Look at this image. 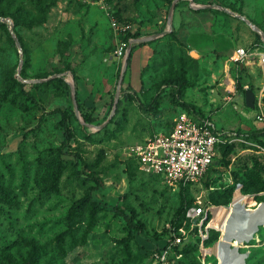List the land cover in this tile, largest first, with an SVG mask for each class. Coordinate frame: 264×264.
Returning <instances> with one entry per match:
<instances>
[{
  "label": "rangeland",
  "instance_id": "1",
  "mask_svg": "<svg viewBox=\"0 0 264 264\" xmlns=\"http://www.w3.org/2000/svg\"><path fill=\"white\" fill-rule=\"evenodd\" d=\"M0 16L8 18L0 20V264H152V248L171 234L185 237L171 264H241L234 212L264 201V136H247L264 121L241 90L252 88L264 102V0H0ZM140 37L114 106L124 62L115 48ZM237 47L248 63L236 61ZM57 73L73 83L78 114L71 88L50 81ZM168 78L178 81L179 97L163 86ZM155 96L154 110L139 108ZM183 101L231 133V148L211 174L221 195L200 184L185 191L188 204L211 207L195 232L176 213L179 191L140 171L131 154L171 126ZM76 156L100 181L92 191L99 207L76 206L94 184L75 175ZM225 189L229 201L220 206ZM113 204L141 221L142 233L124 241L128 227ZM238 252L247 264H264V226Z\"/></svg>",
  "mask_w": 264,
  "mask_h": 264
},
{
  "label": "built area",
  "instance_id": "2",
  "mask_svg": "<svg viewBox=\"0 0 264 264\" xmlns=\"http://www.w3.org/2000/svg\"><path fill=\"white\" fill-rule=\"evenodd\" d=\"M110 24L115 30L122 28L114 17H110ZM133 42V39L119 41L115 53L125 55L128 46ZM235 54L236 61L241 65L249 62V54L245 48L237 47ZM263 104L261 96L255 97V115L264 121ZM230 136V132L218 129L209 115L181 111L173 118L166 131L154 133L143 142L133 145L131 154L137 161L138 169L143 173L159 177L173 189L186 185L192 187L201 185L202 178L219 153V145L230 142ZM210 188L212 187L206 190ZM208 211H211L208 204L190 205L185 209L184 217L193 228L202 224ZM184 238L171 234L163 245L153 247L152 264H171L173 248Z\"/></svg>",
  "mask_w": 264,
  "mask_h": 264
},
{
  "label": "trees",
  "instance_id": "3",
  "mask_svg": "<svg viewBox=\"0 0 264 264\" xmlns=\"http://www.w3.org/2000/svg\"><path fill=\"white\" fill-rule=\"evenodd\" d=\"M141 43H144V42H141ZM130 58H131V52H129L128 57H127V63L128 64L130 63V60H131ZM50 81L52 83H55L58 86H62V87H65V88H67L69 86L67 81H65V79L62 76H54V77H52L50 79ZM164 83L165 84H163V86H166V85L170 84V85H172L174 87V92H175V95L177 97H179V95H181L180 85L178 84L177 80L172 79V78H168V79H165ZM245 89L246 88L241 87V90L243 91V93H244ZM76 101H77L78 110H80V105H78L77 95H76ZM156 102H157V96H155L153 100L148 101V103H144V102L138 101V106H139L140 109H143V110H154L155 106H156L155 105ZM182 104L186 107L185 109H183V111H187V112L194 111L193 109H190L191 105H189L185 101H183ZM195 112L200 114V115H206V114L201 113L199 111H195ZM65 117H66V114H65V112L62 111L63 124L65 126L64 136H65V139H68L70 137V132H69V129H68V125L65 122ZM84 119L87 120V121L90 120L87 117H85ZM247 136H249L252 139H258L261 136H264V128H260V129H257V130L250 131V132L247 133ZM230 148H231V143L230 142H225V143H222V144L219 145V148H218L219 153H218L217 157L215 158L214 163L212 164V166L209 168L208 172L204 175V177L201 180V185L206 186V188L212 187L209 190H211L213 193L214 192H218L219 196L221 194H220L219 191H216L217 187L212 185V182H213L214 179H213L211 174L214 172V169L221 164L222 160L227 155V153L230 150ZM135 162H136V166L138 167L136 160H135ZM225 162L227 163V161H225ZM81 166H82V159H81V157L76 156L75 157V161H74L75 175L78 178H81L83 181L92 180L94 182V184L93 185H89L86 188L84 195L77 200L76 206H81V204L84 203V202H90L92 205L99 207L100 202L93 198L92 191L100 184V181H99V179L97 177H94V176H92V175H90L88 173H85L81 169ZM60 172H61V164L58 163L54 167V170L49 175V186L50 187L52 185L53 186L55 185L57 178L60 176ZM190 189H191V187L189 185L178 187L177 190L179 191L180 201H179V206H178V208L176 210V213H181L182 212V214L184 215L185 209L188 206H190V204H188V199H186V194H185V191L190 190ZM241 189H242V191L246 190L245 188L244 189L241 188ZM225 190L226 191H224V192H227L226 199H224L220 203H217L220 206L225 205L229 201L228 198L230 197L231 190L230 189H225ZM251 201L252 200H250V199L246 200L244 202V205L246 206V204L248 202H251ZM103 205L104 206H108L106 203H104ZM111 208L115 212H117V213H119L120 215L123 216V218H124V220L126 222V225L128 227V232H127L126 237H124V241H127L135 233H137V234L142 233V231L144 229V225H143V223L141 221L134 220L133 214L125 213L124 209L120 208L117 204L111 205ZM218 213H219L218 218L224 220L225 222L228 221V217L226 215H224V214H222L220 212H218ZM235 223L237 224V222H235ZM233 224H234V222H233ZM213 227H215V222H213ZM191 231L195 232L196 231V227H193ZM176 247L173 248V253H174Z\"/></svg>",
  "mask_w": 264,
  "mask_h": 264
},
{
  "label": "water",
  "instance_id": "4",
  "mask_svg": "<svg viewBox=\"0 0 264 264\" xmlns=\"http://www.w3.org/2000/svg\"><path fill=\"white\" fill-rule=\"evenodd\" d=\"M172 5H171V7H170V9L168 11V15H167V19H168L169 24H170L171 14H172ZM211 6H214V5H211ZM238 16L240 18H242V19H245V21H247L250 24V26L252 27L253 30L257 31L258 33H261V31L259 30V28L255 24L251 23L248 19L244 18L241 15H238ZM0 20L1 21H8V18L4 17V16H0ZM171 29H172V27L170 26L169 29H167V30L170 31ZM167 30H164V31H162L160 33H157V34H155V36L164 34ZM144 40H145V38L140 37V38L135 39L134 42H143ZM14 41H15L16 46L19 47V42H18L17 38H14ZM130 48H131V45L128 46V48L126 50V53L124 55V62H123L122 69H121V72H120V75H119L118 87H117V90H116V93H115V98H114V106H115V103L118 100L119 85H120L121 80L123 78V72H124L125 65L127 63V57H128V53H129ZM192 53H194V51H192ZM20 67L21 66L19 64L17 66V71H19ZM55 76H62V74L57 73V74H55ZM49 78H51V77L33 79L32 81H43V80H47ZM66 81L69 84V87L71 88V97H72L74 111H75L76 114H78L79 110H78L77 101H76L75 88L73 86V83L70 80H66ZM244 102H245V105L247 107L254 108V105H255V93H254L253 89H251V88H246L245 89V91H244ZM106 121L102 122L98 126V128L102 127L106 123ZM250 208H251V210H249V211L241 212L240 219H238V221H236L237 223H239V225L241 227L237 228L235 230L240 231L239 233L241 234V238L238 239L239 243H238V246L235 248V251L237 252V254L240 257L241 264H247V263H245V255H246V253L238 252L239 245L244 244V242H246L250 238H252L254 233L258 230V228L260 226H264V201H261L256 206L250 207Z\"/></svg>",
  "mask_w": 264,
  "mask_h": 264
},
{
  "label": "bare ground",
  "instance_id": "5",
  "mask_svg": "<svg viewBox=\"0 0 264 264\" xmlns=\"http://www.w3.org/2000/svg\"><path fill=\"white\" fill-rule=\"evenodd\" d=\"M229 82V81H228ZM230 85L232 86V84H230L229 83V87H230ZM231 88V87H230ZM240 212L239 211H236V212H234V215H233V220L236 222V221H238V219H240ZM242 222V221H241Z\"/></svg>",
  "mask_w": 264,
  "mask_h": 264
}]
</instances>
